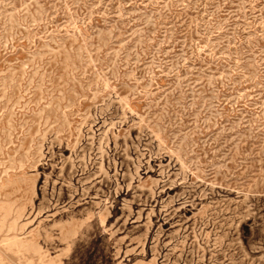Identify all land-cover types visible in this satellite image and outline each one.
<instances>
[{"label":"rangeland","instance_id":"1","mask_svg":"<svg viewBox=\"0 0 264 264\" xmlns=\"http://www.w3.org/2000/svg\"><path fill=\"white\" fill-rule=\"evenodd\" d=\"M0 264H264V0H0Z\"/></svg>","mask_w":264,"mask_h":264}]
</instances>
